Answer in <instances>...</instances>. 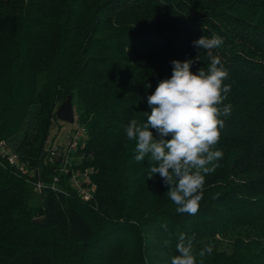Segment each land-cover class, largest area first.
Returning <instances> with one entry per match:
<instances>
[{
  "label": "trees",
  "instance_id": "16d2710c",
  "mask_svg": "<svg viewBox=\"0 0 264 264\" xmlns=\"http://www.w3.org/2000/svg\"><path fill=\"white\" fill-rule=\"evenodd\" d=\"M213 35L224 39L213 54L231 85L215 146L224 155L204 174L200 211L179 214L125 128L146 122L171 61L199 56L191 72L207 70L193 41ZM67 96L96 190L84 201L62 183L32 208L29 188L55 173L45 142ZM0 146L29 169L0 155V264H171L181 233L197 264H264V0H0ZM209 243L213 253L200 257Z\"/></svg>",
  "mask_w": 264,
  "mask_h": 264
},
{
  "label": "clouds",
  "instance_id": "9594fccd",
  "mask_svg": "<svg viewBox=\"0 0 264 264\" xmlns=\"http://www.w3.org/2000/svg\"><path fill=\"white\" fill-rule=\"evenodd\" d=\"M223 43L224 39L219 35L202 36L193 41L210 61L207 70L204 67L195 74L191 72L192 64L200 59L199 56L195 60L171 61V77L161 80L147 97L150 114L141 113L146 122L132 119L125 128L127 139L135 141V160L141 162L150 156L147 179L159 174L163 183L169 186L167 195L178 206L179 214L196 215L200 211L204 174L214 173L219 167L214 162L224 155L215 146L225 126L221 117L231 115L232 105L223 104L231 85L224 83L229 72L221 59L213 54ZM150 87V84L146 85V88ZM162 227L167 230V224ZM163 243L167 246L169 241ZM213 250L214 245L209 243L199 251V256H210ZM176 251L179 255L172 257L171 264H197L192 237L181 233Z\"/></svg>",
  "mask_w": 264,
  "mask_h": 264
},
{
  "label": "built area",
  "instance_id": "2783aa9c",
  "mask_svg": "<svg viewBox=\"0 0 264 264\" xmlns=\"http://www.w3.org/2000/svg\"><path fill=\"white\" fill-rule=\"evenodd\" d=\"M86 142L85 127L73 121L67 138L63 142H54L50 136L45 142L46 158L45 162L53 166L54 174L52 180L43 183L40 179L36 180L32 187L37 192L43 190L58 191L68 187L78 198L88 201L92 198L96 185L93 180L94 170L91 166H83L78 152ZM0 155L5 159L9 166L14 167L21 173H27L29 169L10 149L0 146ZM40 172V171H39Z\"/></svg>",
  "mask_w": 264,
  "mask_h": 264
},
{
  "label": "rangeland",
  "instance_id": "374dc122",
  "mask_svg": "<svg viewBox=\"0 0 264 264\" xmlns=\"http://www.w3.org/2000/svg\"><path fill=\"white\" fill-rule=\"evenodd\" d=\"M43 74H39L37 76V86H40V84L43 81ZM74 118H75V113H74ZM72 124H68L62 121H59L57 119L52 121L50 130H49V135L51 139L54 140V142H63L72 128ZM30 196L28 199V204L30 207L35 208L40 204V193L37 192L34 187L29 188Z\"/></svg>",
  "mask_w": 264,
  "mask_h": 264
},
{
  "label": "water",
  "instance_id": "95a60500",
  "mask_svg": "<svg viewBox=\"0 0 264 264\" xmlns=\"http://www.w3.org/2000/svg\"><path fill=\"white\" fill-rule=\"evenodd\" d=\"M55 118L59 121L72 124L74 121V112L71 105V97L67 96L66 99L60 103L58 108L55 110ZM33 222L37 225H43L44 219L37 218Z\"/></svg>",
  "mask_w": 264,
  "mask_h": 264
}]
</instances>
